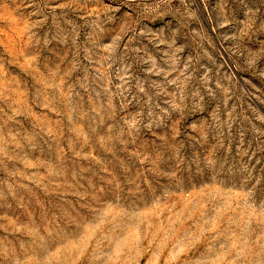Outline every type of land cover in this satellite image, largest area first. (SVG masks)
Returning a JSON list of instances; mask_svg holds the SVG:
<instances>
[{
  "label": "rangeland",
  "instance_id": "374dc122",
  "mask_svg": "<svg viewBox=\"0 0 264 264\" xmlns=\"http://www.w3.org/2000/svg\"><path fill=\"white\" fill-rule=\"evenodd\" d=\"M0 264H264V0H0Z\"/></svg>",
  "mask_w": 264,
  "mask_h": 264
}]
</instances>
